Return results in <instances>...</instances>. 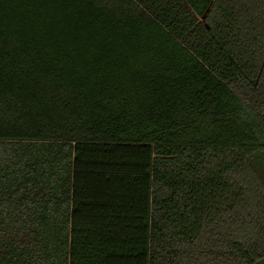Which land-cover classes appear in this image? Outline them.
<instances>
[{
    "label": "trees",
    "instance_id": "1",
    "mask_svg": "<svg viewBox=\"0 0 264 264\" xmlns=\"http://www.w3.org/2000/svg\"><path fill=\"white\" fill-rule=\"evenodd\" d=\"M0 264H264V0H0Z\"/></svg>",
    "mask_w": 264,
    "mask_h": 264
},
{
    "label": "rangeland",
    "instance_id": "2",
    "mask_svg": "<svg viewBox=\"0 0 264 264\" xmlns=\"http://www.w3.org/2000/svg\"><path fill=\"white\" fill-rule=\"evenodd\" d=\"M16 245L18 246V248H19V245L16 243Z\"/></svg>",
    "mask_w": 264,
    "mask_h": 264
}]
</instances>
